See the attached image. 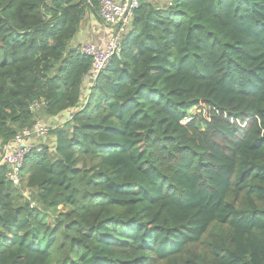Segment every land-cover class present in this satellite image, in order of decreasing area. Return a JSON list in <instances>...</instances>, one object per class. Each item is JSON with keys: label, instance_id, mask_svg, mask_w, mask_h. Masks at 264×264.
<instances>
[{"label": "trees", "instance_id": "obj_1", "mask_svg": "<svg viewBox=\"0 0 264 264\" xmlns=\"http://www.w3.org/2000/svg\"><path fill=\"white\" fill-rule=\"evenodd\" d=\"M99 11L0 0V146L75 110L0 164V264H264V0H141L85 103Z\"/></svg>", "mask_w": 264, "mask_h": 264}, {"label": "built area", "instance_id": "obj_2", "mask_svg": "<svg viewBox=\"0 0 264 264\" xmlns=\"http://www.w3.org/2000/svg\"><path fill=\"white\" fill-rule=\"evenodd\" d=\"M141 0H100V17L104 23L114 27V33L105 44L83 43L77 46L79 51L93 58L92 67L85 78V83L91 89L100 73L107 67L111 59L119 55L124 35L131 26L134 11ZM85 98V103L87 101ZM45 103L36 101L32 106L38 111ZM73 112L68 119L73 118ZM190 119H186L188 123ZM51 128L40 118L33 126L21 130L15 138L0 146V164L8 167L7 179L14 185L22 183L23 168L26 157L33 150L40 152L44 148V140L48 138ZM38 140L35 143L33 140Z\"/></svg>", "mask_w": 264, "mask_h": 264}, {"label": "crops", "instance_id": "obj_3", "mask_svg": "<svg viewBox=\"0 0 264 264\" xmlns=\"http://www.w3.org/2000/svg\"><path fill=\"white\" fill-rule=\"evenodd\" d=\"M113 33H114V27L104 23V21L100 18L99 15L88 13L87 20L83 23L79 33L73 40V45L78 46L83 43H95V44L105 45L109 41ZM89 93H90V88L85 83L84 95L87 96ZM74 111L72 110L67 111L57 117H47V119L57 120L60 123L65 122L68 119L69 114ZM38 118L42 120L41 116H39ZM48 138L44 140V144L53 147L55 144V137H53L54 139L51 140L52 142L51 144L47 143V141L49 140ZM33 141L35 143L38 142V140L36 139Z\"/></svg>", "mask_w": 264, "mask_h": 264}, {"label": "rangeland", "instance_id": "obj_4", "mask_svg": "<svg viewBox=\"0 0 264 264\" xmlns=\"http://www.w3.org/2000/svg\"><path fill=\"white\" fill-rule=\"evenodd\" d=\"M85 98H86V96L84 95V99ZM41 118H42V121L45 122L51 129H56L57 127H60L61 123L58 122L57 120L47 119V116H45V115H42ZM48 139L49 140L47 141V143L51 144L52 143L51 140L54 139L53 135L51 134V132L49 133V138Z\"/></svg>", "mask_w": 264, "mask_h": 264}]
</instances>
